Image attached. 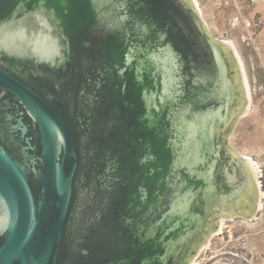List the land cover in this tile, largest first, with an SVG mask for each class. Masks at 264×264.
Wrapping results in <instances>:
<instances>
[{
	"label": "water",
	"instance_id": "1",
	"mask_svg": "<svg viewBox=\"0 0 264 264\" xmlns=\"http://www.w3.org/2000/svg\"><path fill=\"white\" fill-rule=\"evenodd\" d=\"M223 42L194 0H0V264H191L258 210Z\"/></svg>",
	"mask_w": 264,
	"mask_h": 264
},
{
	"label": "rangeland",
	"instance_id": "2",
	"mask_svg": "<svg viewBox=\"0 0 264 264\" xmlns=\"http://www.w3.org/2000/svg\"><path fill=\"white\" fill-rule=\"evenodd\" d=\"M195 1L200 7L211 36L230 42L239 58L247 87L249 107L247 113L239 118L229 142L239 156L256 165L259 170L260 191L264 194V21L261 27L256 28L257 30L250 27L249 22L252 20L249 17L240 25L237 15L233 13L237 0ZM254 2L256 6L260 5L258 9L264 8V0ZM232 15L234 20L231 21ZM258 210H260L256 216L258 223L255 225L250 223L248 230L253 234L258 233L254 235L257 240L251 242L262 244L264 195L260 199ZM226 225H228L226 221L221 224L222 227Z\"/></svg>",
	"mask_w": 264,
	"mask_h": 264
},
{
	"label": "flooded vegetation",
	"instance_id": "3",
	"mask_svg": "<svg viewBox=\"0 0 264 264\" xmlns=\"http://www.w3.org/2000/svg\"><path fill=\"white\" fill-rule=\"evenodd\" d=\"M236 5L233 13L237 15L240 25L249 17L252 20L249 22L252 29L261 27L264 21V8L258 9L260 5L256 6L254 0H237ZM197 8L202 14L200 7ZM230 20H234L233 15ZM259 213L260 210H238L227 215L220 221L217 231L212 234L207 245L200 250L191 264H264V240L262 244L251 242L257 240L254 235L258 233L253 234L248 230L250 223L254 225L258 223L256 216ZM223 221L228 225L222 227Z\"/></svg>",
	"mask_w": 264,
	"mask_h": 264
}]
</instances>
